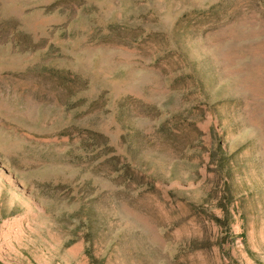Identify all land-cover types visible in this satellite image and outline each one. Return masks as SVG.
<instances>
[{
    "label": "rangeland",
    "instance_id": "1",
    "mask_svg": "<svg viewBox=\"0 0 264 264\" xmlns=\"http://www.w3.org/2000/svg\"><path fill=\"white\" fill-rule=\"evenodd\" d=\"M0 264H264V0H0Z\"/></svg>",
    "mask_w": 264,
    "mask_h": 264
}]
</instances>
